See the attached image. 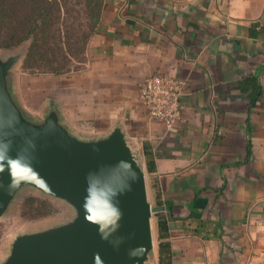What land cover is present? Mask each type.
I'll use <instances>...</instances> for the list:
<instances>
[{"label": "crops", "instance_id": "1", "mask_svg": "<svg viewBox=\"0 0 264 264\" xmlns=\"http://www.w3.org/2000/svg\"><path fill=\"white\" fill-rule=\"evenodd\" d=\"M86 57L42 85L16 81L24 110L54 106L82 138L121 127L144 163L152 147L172 264H264V0H107ZM154 74L187 82L171 132L139 98Z\"/></svg>", "mask_w": 264, "mask_h": 264}, {"label": "water", "instance_id": "2", "mask_svg": "<svg viewBox=\"0 0 264 264\" xmlns=\"http://www.w3.org/2000/svg\"><path fill=\"white\" fill-rule=\"evenodd\" d=\"M22 56H0V218L28 187L66 202L74 216L18 234L0 264H146L153 215L166 208L149 200L138 151L118 126L102 137L76 135L54 106L31 119L10 83Z\"/></svg>", "mask_w": 264, "mask_h": 264}, {"label": "trees", "instance_id": "3", "mask_svg": "<svg viewBox=\"0 0 264 264\" xmlns=\"http://www.w3.org/2000/svg\"><path fill=\"white\" fill-rule=\"evenodd\" d=\"M107 0H0V48L12 49L29 42L23 69L31 74L62 76L78 72L87 62L90 40L101 22ZM256 99V98H255ZM254 98L251 105H254ZM147 172L156 171L155 153L144 144ZM156 206H165L158 183L153 182ZM158 263L172 264L169 209L154 214Z\"/></svg>", "mask_w": 264, "mask_h": 264}, {"label": "rangeland", "instance_id": "4", "mask_svg": "<svg viewBox=\"0 0 264 264\" xmlns=\"http://www.w3.org/2000/svg\"><path fill=\"white\" fill-rule=\"evenodd\" d=\"M28 47L29 42L24 43L20 47L12 49L0 48V56L4 58L17 53H21L23 55L20 62L13 68L10 78L11 87L14 92L15 90H17L15 87L16 81L24 79V83L21 80L23 87L25 86V88H28L27 83L31 80L30 76L33 77L32 82H34V84L36 83L37 85H42L41 81H44L45 75H47L43 73L31 74L28 72V75L23 74V72H25L23 69V60ZM76 66L82 68L80 71L85 68L84 65L76 64ZM26 97L31 101L33 100L31 98V95H26ZM31 119L35 121L42 120L41 117L38 118L32 116ZM137 155L140 163L143 164L146 170L149 200L153 206H156L155 189L152 186L153 180L151 179V175L147 172L146 165L144 163V160L142 159V156L138 152ZM73 216L74 211L72 207L66 202L44 195L34 188H25L19 193L9 212L5 216L0 218V263H2L9 255L11 244L18 234L47 229L54 225L67 222L71 220ZM153 234L155 251L150 256V260L146 264H156L159 255L156 218L154 215Z\"/></svg>", "mask_w": 264, "mask_h": 264}, {"label": "built area", "instance_id": "5", "mask_svg": "<svg viewBox=\"0 0 264 264\" xmlns=\"http://www.w3.org/2000/svg\"><path fill=\"white\" fill-rule=\"evenodd\" d=\"M186 90L185 80L154 74L141 84L139 98L145 105L148 118L171 132L183 119L182 99Z\"/></svg>", "mask_w": 264, "mask_h": 264}]
</instances>
